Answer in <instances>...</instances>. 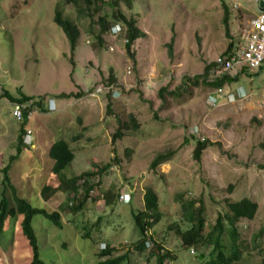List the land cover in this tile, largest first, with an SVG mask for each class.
<instances>
[{"label":"rangeland","instance_id":"obj_1","mask_svg":"<svg viewBox=\"0 0 264 264\" xmlns=\"http://www.w3.org/2000/svg\"><path fill=\"white\" fill-rule=\"evenodd\" d=\"M78 1L77 5L70 0H0V200L6 189L10 205H15L11 188L3 183L4 170L12 164L7 173L16 194L32 205L54 211L61 202L75 201L72 190L58 187V179L49 180L56 178L51 174L49 148L58 139L67 140L75 153L65 177L92 171V182H99L96 192L109 194L112 200L107 204L104 197L94 196L78 212L62 213L61 228L44 216L35 217L32 225L44 264L98 263L99 241L114 238L120 241L118 249L129 256L119 264H155L148 251L137 256L133 250L142 239L134 214L145 208L143 192L148 187L155 190L162 215L152 236L178 257L173 264H201L202 259L181 246L169 226L186 229L188 217L202 205L204 234L209 233L219 216L229 212L230 203L244 199L256 202L258 210L253 219L237 222L236 241L242 253L236 264H260L264 258V67L226 86L230 91L244 88L241 98L226 96L217 103L209 100L213 89L201 79L199 85L186 79L202 74L231 42H243L249 21L259 12L256 0H225L227 16L221 0H134L133 9L120 4L145 33L134 42V58L125 48L126 27L119 24L118 36L106 31L101 46L94 36L100 25L92 26L79 14L87 3ZM97 5L96 22L115 11L97 0L91 8ZM57 9L80 24L75 51L55 22ZM108 21L118 23L114 17ZM111 73L113 83H109ZM213 77L212 70L208 80ZM99 86L103 92L94 95ZM165 87L163 100L159 92ZM6 92L15 97L26 94L43 106L48 102L47 107H33L26 126L33 130L34 140L25 143L19 156L21 123L12 116L13 103L5 98ZM52 100L54 110L49 109ZM131 115L139 125L136 129L130 127ZM120 127L124 135L113 143ZM197 139L211 142L200 160L194 157ZM162 153L171 157L152 170L153 160ZM107 164L110 168L105 171ZM48 181L58 192L45 201L40 191ZM120 192L131 194L132 200L119 201ZM21 221V215L5 219L0 264L33 260Z\"/></svg>","mask_w":264,"mask_h":264},{"label":"trees","instance_id":"obj_2","mask_svg":"<svg viewBox=\"0 0 264 264\" xmlns=\"http://www.w3.org/2000/svg\"><path fill=\"white\" fill-rule=\"evenodd\" d=\"M72 2H76L79 4L78 0H70ZM84 3H87V7H81L79 9V14L83 15L85 18H88L90 24L100 25V30L97 34H95V38L97 39L98 43L101 46H104V38L103 35L106 31L110 32L111 27L115 24L119 25L120 23L126 27L125 31V48L128 54L134 58L135 55L132 51V47L134 46V42L145 36V33L137 26V19L136 18H128L123 11L121 10L120 4L125 5L128 9H133V1L134 0H112L106 2L104 0H97L101 1L102 3L109 4L113 6L115 11L110 15L106 13L104 16H101L96 22V15L99 12L100 8L95 7L94 9L91 8L94 0H82ZM223 2L224 7L226 8V16L229 13L228 7L226 5L225 0H221ZM109 17V18H108ZM110 17H114L116 22L118 23H109L108 19ZM55 22L60 25L64 32L66 33L68 40L70 42V46L72 51H75L77 48V44L81 38V28L80 24L76 21L71 20L69 17H64L62 12L57 9L55 14ZM109 23V24H108ZM227 30L229 31V25H226ZM112 35V34H111ZM119 35V34H118ZM117 35V36H118ZM114 36V35H112ZM237 47L234 42H231L226 49L224 54H231L233 50ZM112 49V48H111ZM113 50V49H112ZM214 61L210 64L205 66L204 72L202 74L196 75L193 79L186 78L190 83L193 85H199L200 79L201 83L205 84L213 91L211 93H215L218 88L238 84L241 82L242 74L253 75L250 73L248 68L244 67L242 71L236 75H223L221 77L212 78L208 80L210 72L214 69ZM115 82V77L113 73H111L109 83ZM167 92V88H161L159 94L160 97L163 99L165 98V93ZM171 95H175V92H170ZM83 94H79L78 97L82 96ZM5 98L10 100L13 104L15 103H24L27 102L32 98L31 96H27L26 94H21L20 97H15L9 92L5 93ZM61 97V96H60ZM62 97H69V94H62ZM112 100V98H111ZM164 100V99H163ZM111 102L108 104V110L111 112ZM47 107V105L43 106L42 101H34L32 107ZM31 110V108H30ZM28 114L29 110H25L24 118L25 121L21 123V134L19 136V141L17 144V153L16 155L19 156L23 148H25V136H26V125L28 122ZM132 118V127L133 129L138 128V123L136 122V118L134 115H131ZM16 120V119H15ZM20 123V122H19ZM123 127H120L116 133L113 135V143L117 140V138H122L124 133L122 132ZM211 145L209 140H196V145L194 148V157L197 160L201 159L202 152ZM49 157L52 162L51 174L56 176V178L50 177L49 180L58 179L60 185L58 187L62 188L66 192H71V198L75 201H68V203L61 202L58 205V209L54 211H50L46 208L36 207L32 205L28 200L23 198L21 195L16 194V188L12 184V178L8 175L7 170L8 167L10 169L12 164L4 170V180L3 183H6L13 193V198L15 201V205L11 206L9 203L8 198L5 196L6 189H4L2 194V199L0 200V237L4 231V224L5 219L7 216H11L16 218L18 215L22 216L21 227L24 237L28 240L33 260L31 264H44L42 259L40 258V245L38 238L35 235L34 228H33V220L35 217H39V215L44 216L45 218L51 220L56 227H63L62 221V213H69V212H78V210L83 209L85 203L88 200L89 192L94 189L96 185L99 184L93 183V175L94 172L88 171L79 176H74L72 178H66L64 171H66L69 165H71L72 161L75 159L74 149L70 146L69 142L65 139H58L55 141L49 148ZM171 157L170 153H162L156 156L151 164V169L156 170L158 165L166 162ZM15 157H11V161H14ZM110 166L107 164L105 167V171L108 170ZM104 169V168H103ZM103 171V170H102ZM53 181H48V184L42 187L40 191V195L45 201L51 200L54 194L58 192L57 187H53ZM81 185L83 187L84 192L78 193L77 189L78 186ZM82 189V190H83ZM77 191V192H76ZM146 192L143 194L144 206L145 208L142 210L137 211L134 214L135 217V226L141 233V241H138L135 245H133V250L135 251L138 256L143 255L146 251L149 254L150 258H155V264H173L176 262L178 257L167 250L153 237H148L146 231H152L153 228L161 221L162 215L159 211V204H158V197L155 193V190L152 187H148ZM53 196L51 197V195ZM77 195H82L80 197H76ZM109 194H105V199L107 204H111V198L108 197ZM78 200V201H77ZM77 203L75 204V202ZM258 210V205L256 202H252L248 199H244L239 202H233L229 204V212L225 213L224 216H219L217 219V223L209 233L204 234V227H205V220L202 216L203 207L201 205L200 209L193 214H191L187 221L190 222V225L183 229L181 226L177 225L176 227L169 226L168 229L171 231H175L176 236L181 240V246L184 248L192 249L193 254L198 252V256L202 259L200 260L201 264H236L241 260V249L239 242L236 241L238 237V230H237V222L241 221L242 219L251 220L255 217L256 212ZM225 222H227L228 228L225 226ZM167 233V232H166ZM225 233H228L227 239H224ZM84 236H88L84 234ZM151 240V246L149 250H147L146 242L147 240ZM125 250H122L121 254L116 255L117 252L120 253V250L116 247L108 246L107 250L101 252V255L111 256V258L107 259L106 261H99L96 264H119L122 262L126 257H129L127 252L123 253ZM198 257V258H199ZM207 257V260H205ZM260 264H264V258L261 260Z\"/></svg>","mask_w":264,"mask_h":264},{"label":"built area","instance_id":"obj_3","mask_svg":"<svg viewBox=\"0 0 264 264\" xmlns=\"http://www.w3.org/2000/svg\"><path fill=\"white\" fill-rule=\"evenodd\" d=\"M258 3L264 2V0H256ZM113 49V48H112ZM214 78L221 77L223 75H236L242 71L244 67L249 71L259 70L264 67V9L259 10L257 14L249 21L247 33L244 36L242 43L238 44L231 54H222L214 60ZM103 92V86H99L94 95ZM225 88L220 87L215 92V95H210L209 100L213 103L217 102V97L226 96ZM230 98H234L235 94L232 92L228 94ZM243 95V94H242ZM35 100L31 99L24 103L13 104V118L18 122L23 123L25 121L24 112L29 110L28 120L33 118L34 112L32 104ZM31 108V110H30ZM33 139V130L26 126L25 143L31 145ZM77 191L82 192L81 185L78 186ZM91 194H95V190L90 191ZM121 200H125V196L120 197Z\"/></svg>","mask_w":264,"mask_h":264},{"label":"clouds","instance_id":"obj_4","mask_svg":"<svg viewBox=\"0 0 264 264\" xmlns=\"http://www.w3.org/2000/svg\"><path fill=\"white\" fill-rule=\"evenodd\" d=\"M256 3L259 5V10H263L264 9V2H260V3H258L257 1H256ZM261 4H262V6H261ZM258 13V12H257ZM256 13V14H257ZM111 31V34L112 35H118V33H119V31L121 30V28H120V26L119 25H117V24H115L114 26H112L111 27V29H110ZM242 89H244V88H242L241 86H237L235 89H233V90H225L226 91V96L228 97L229 95L228 94H231L232 92L235 94V97H239V98H241V96H242V93H243V91H242ZM245 90V89H244ZM212 95H215V93H211ZM210 94V95H211ZM226 96H224V97H226ZM235 97L234 98H231L232 100L233 99H235ZM223 97H217V102L219 101V99H222ZM230 98V97H229ZM216 102V103H217ZM52 106V107H51ZM51 106H50V110H54L55 109V101L54 100H52L51 101ZM33 140L34 139H32V142H33ZM24 142H25V140H24ZM92 190H95V188L94 189H92ZM83 191V190H82ZM95 192H96V190H95ZM79 193V192H78ZM82 193V192H81ZM145 192H143V194H144ZM80 194V193H79ZM89 197H88V199H89V201H92V198L94 197V196H96L95 198H96V200H98V198L97 197H104L105 198V194L104 193H101V192H96L95 194H91L90 192H89ZM122 195H124L125 196V200H121L120 199V197L122 196ZM77 197V196H76ZM117 198H118V200L119 201H121V202H124V203H129L131 200H132V196H131V194H128V193H122V192H120L118 195H117ZM86 204V203H85ZM83 208H85V207H83ZM23 219V218H22ZM96 222L94 221V224H95ZM21 229H22V227H21ZM88 236L90 235V232L89 233H86ZM24 235V234H23ZM145 235H147L149 238L150 237H153L152 236V231H146V234ZM83 236H84V234H83ZM88 236H86V237H88ZM116 236V235H115ZM108 238L110 239V240H112V237L111 236H108ZM154 238V237H153ZM117 238H114L112 241H110V242H104V241H99L100 242V251L98 252L99 254H98V259L100 260V261H106L107 259H109V258H111V256H105V255H101V252L102 251H104V250H107V247L108 246H111V247H116V248H118L117 247V245H116V243H118V242H120V241H117L116 240ZM155 239V238H154ZM156 240V239H155ZM114 242V243H113ZM151 240L150 239H148L147 240V242H146V245H147V250H149V248H150V246H151ZM120 250V249H119ZM121 252H122V250H120V253L119 252H117L116 253V255H119V254H121ZM137 256H138V254H136ZM141 256V255H140ZM96 264V263H95ZM168 264V263H167Z\"/></svg>","mask_w":264,"mask_h":264},{"label":"crops","instance_id":"obj_5","mask_svg":"<svg viewBox=\"0 0 264 264\" xmlns=\"http://www.w3.org/2000/svg\"><path fill=\"white\" fill-rule=\"evenodd\" d=\"M62 100V99H61ZM118 241V239H116ZM114 243V242H113Z\"/></svg>","mask_w":264,"mask_h":264},{"label":"water","instance_id":"obj_6","mask_svg":"<svg viewBox=\"0 0 264 264\" xmlns=\"http://www.w3.org/2000/svg\"><path fill=\"white\" fill-rule=\"evenodd\" d=\"M261 6H262V4H261Z\"/></svg>","mask_w":264,"mask_h":264}]
</instances>
